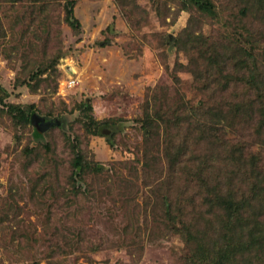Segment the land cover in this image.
<instances>
[{
    "label": "rangeland",
    "instance_id": "obj_1",
    "mask_svg": "<svg viewBox=\"0 0 264 264\" xmlns=\"http://www.w3.org/2000/svg\"><path fill=\"white\" fill-rule=\"evenodd\" d=\"M46 1L45 12L58 22L51 25L48 35L34 34L37 21L28 16V0L0 3L1 22L7 29L0 48L23 46L29 40L32 46L25 47L27 59L46 65L52 55L63 54L58 63L60 87L53 91L51 82L35 92L23 91L15 82L19 61L12 52L9 62L0 50V84L10 92L5 102H34L42 112L64 117L71 128L66 134L74 137L83 155L103 169L100 174L85 176L81 193L75 195L68 182L73 155L62 132L54 129L45 135L50 148L45 151L33 141L30 127L13 124L0 106L1 237L10 231L25 234L37 229L33 241L21 240L17 244L18 250L36 253L38 264H186L189 247L181 234L165 226L162 199L168 189L162 181L166 175L162 126L153 123L148 128L146 123L156 120L147 117L145 109L151 111L154 104H162L161 109L173 119V112L183 103L188 109L200 105L202 100L209 103L212 96L208 92L220 93L212 88L223 85H216L204 74L209 61L203 56L205 45L202 53L199 45L198 61L190 62L194 53L190 38L193 34V38L202 35L208 44L210 40L218 43L226 38V42L233 41L239 48L249 50V45H240L246 32L241 31V36L234 27L243 23L249 37L258 43L257 48H263L264 0L260 4L257 0H210L215 6L213 16L192 5L182 9L183 0H140L144 11H135L129 18L120 13L115 0H76L74 11L81 23L78 34L61 20L63 1ZM15 20L18 28L13 29ZM258 60L257 68L262 72L264 53ZM226 67L230 69L227 64ZM197 69L204 70L203 74L195 75ZM240 74V81L233 88L237 94L243 92ZM70 77L75 83L63 89L62 83ZM68 89L71 93L66 95ZM226 92L221 90L223 100H229L228 95L224 97ZM84 99L91 101L90 115L95 120H107L101 130L109 135V144L104 136H90L81 126L77 105ZM231 123L232 127L225 126L219 135L222 140L233 142L230 145L234 144V151L241 149L242 156H249L240 160L241 168L248 172H239L237 179L231 161L221 157L220 164L229 168L228 172H220L221 181L227 191L233 190L230 200L233 196L242 201L247 219L257 212L263 225L264 193H257L255 198L251 187L264 186V131L256 138L254 128L258 123L245 120L238 112L231 117ZM30 148L33 154L28 155ZM185 194L193 195L191 191ZM193 202L197 204L193 212L188 203H182V208L185 218L197 226L203 224L200 219L212 220L214 213L220 211L196 197ZM250 203L253 204L249 207ZM154 217L160 221L158 227ZM218 220L213 222L216 228ZM63 235L69 240L63 243L66 246L61 254L55 251V245H62ZM262 249L252 250L251 264H264ZM6 252L0 245V264H23L16 261V253Z\"/></svg>",
    "mask_w": 264,
    "mask_h": 264
},
{
    "label": "trees",
    "instance_id": "obj_2",
    "mask_svg": "<svg viewBox=\"0 0 264 264\" xmlns=\"http://www.w3.org/2000/svg\"><path fill=\"white\" fill-rule=\"evenodd\" d=\"M4 1L11 0H0V3ZM28 1L31 10L28 16L37 21L34 34L39 32V34L48 35L51 25L58 23L45 12V4L48 2H45V0L41 3L36 2V0ZM62 1L63 16L61 20L73 33L78 34L81 23L74 11L76 0ZM152 1L155 2L154 0ZM257 2L260 4L261 0H257ZM115 4L120 13L127 18L132 17L135 11H140L141 9L140 0H115ZM182 4V9H184L185 5H192L202 13L211 16L215 14V6L210 0H183ZM37 10H40L39 15L36 12ZM141 10L144 11L143 9ZM1 13L0 9V43L7 37V29L4 28L1 22ZM17 18L19 19V17ZM50 19H53V22ZM19 21L21 22L20 19ZM13 25V29L18 28L16 20ZM234 27L239 29L241 36H244L241 31L243 33L246 32L247 36H244V42L240 45H249V50L242 47V49L239 48L237 44L232 43L233 41L226 42V38H221L218 43L210 40V44H208L205 36L197 34L193 38L194 34L192 36L190 34V47L194 49V53L192 51L193 54L191 55L193 58L190 62L197 60L199 45L201 53L205 45L207 50L204 51L203 56L209 61H206L204 74L208 79L216 81V85H223L222 88H212L214 90L219 89L220 93L218 94L215 91L208 92L212 96L209 100L210 104L202 100L200 105L196 104L185 109V104L183 103L176 112H173V119L169 117L167 110L161 109L163 107L162 104H154L151 111L148 108L145 109L146 116L156 120V122L146 123V126L152 128L153 123H155L156 127L158 125L162 126L165 144L164 159L166 161V175L162 181H164L165 189H168L167 195L162 199L165 226L181 234L182 240L189 247L190 255L186 258V264H251L250 254L252 250L255 248L257 251H263L262 248L264 247L261 245L264 241V224H261L262 217L257 212H252L251 218L247 219L248 216L244 214V209L246 212V208L243 206L242 201H236L233 196L230 200V194L233 195V190L231 192L227 191L222 183L223 181H221L222 175L220 172H228L229 169H225L220 164L221 157L231 161L233 166L231 168L235 169L237 179L239 172H248V169L241 168L240 160H246L249 156H242L241 149L234 151V144L230 145L233 142L222 140L223 138L219 135L220 132H223L225 126L228 128L232 127L231 117L238 112L245 120L253 119L256 121L258 123L254 128L256 138L257 135L259 136L264 131V79L262 78L264 77V70L261 72L257 68L258 57L261 53H264V47L261 48L262 46H259L257 48L258 43L249 37L246 25L238 23L236 26L234 24ZM9 30L11 29L9 28ZM22 34L25 36L24 32ZM163 39L164 37L160 38V40ZM30 43L32 42L26 40L22 43L23 46L12 44L13 46L7 49L0 48L9 62L12 61L11 53L13 52L20 63L18 66L19 75L16 76L15 80L18 84L17 86L23 88V91L26 90L31 93L35 92L39 86H49L52 82L53 86H55L53 91H58L62 78V76L59 77L58 63L62 59L63 54L52 55L51 61L47 65L45 62H32V60H29L30 58L27 59L26 48H31L32 45ZM230 43L231 45H229ZM174 44L177 43L174 42ZM225 49L227 50L226 52H224ZM225 63L230 66V69L226 67ZM212 65L215 66L210 69L208 66ZM196 71L197 73L194 71L195 75L203 74L200 69ZM51 73H53V78L50 77L52 76ZM238 73H241L240 79H242V83L240 85H243V92L237 94L233 88L240 81L237 76ZM220 89L222 91L226 89L227 92L224 97L226 99L228 95L229 100L221 98ZM70 91L68 89L66 95H69ZM8 96H10V92L0 84V106L2 107V112L13 121V124L30 127L33 141L37 145L42 146L43 150L50 151L49 145L45 141V135L48 132L54 129L62 132V136L68 141L73 155L68 182L71 191L75 195L81 193L80 186L84 182L85 176L88 174H100L103 169L102 165L83 155L79 145L74 143V137L71 138V134H66L67 130L71 128L66 124L64 117L55 116L51 111L42 112L34 102L19 103L11 101L7 103L5 99ZM77 108L81 112V126H83L85 132L93 137L104 136L107 144H109L111 142L109 135L104 134L105 132L101 130V126H106L108 122L107 120H95L90 115L93 111L91 101L88 99L81 100ZM39 122H43L45 126L37 130L36 124ZM248 136L249 133L246 137ZM26 153L28 155L33 154L31 148ZM232 172L233 169L229 175ZM188 191H191L193 195H186L185 193H188ZM251 191V194L256 198L257 193H264V186H253ZM194 197L201 200L202 204L209 203L212 208L220 210L216 214L214 213V220L200 219L203 221L201 226L198 225L200 228L185 218L182 208V203H188V205L193 206L192 212L196 210L195 206L197 204L193 202ZM252 204L250 203L249 207ZM154 208L156 209L157 207ZM209 210L212 209L209 208ZM216 216H219L220 219H216ZM152 220L158 227L160 221L155 217ZM215 220H218L219 229L213 223ZM18 223L23 224L24 222L18 221ZM157 227L156 229L158 230L159 228ZM36 230H27L25 234H16L15 231H10L4 237L0 235V245L7 251V254H11L12 251L16 253L18 256L16 261L23 264H38L39 258L36 253H31V250H18L20 245L17 244L21 240L33 241L36 238L34 236L37 235L35 234ZM240 237L245 238L242 240ZM60 240L62 245L56 244L55 251L62 254L64 253L63 247L66 246L63 243H68L69 239L66 235H63ZM14 242L19 246L18 248ZM52 249L54 251V248Z\"/></svg>",
    "mask_w": 264,
    "mask_h": 264
},
{
    "label": "built area",
    "instance_id": "obj_3",
    "mask_svg": "<svg viewBox=\"0 0 264 264\" xmlns=\"http://www.w3.org/2000/svg\"><path fill=\"white\" fill-rule=\"evenodd\" d=\"M73 83H75V80L70 77L68 80H64V82L62 83V87H63V89L71 88L73 86ZM59 87H60V85H59Z\"/></svg>",
    "mask_w": 264,
    "mask_h": 264
},
{
    "label": "water",
    "instance_id": "obj_4",
    "mask_svg": "<svg viewBox=\"0 0 264 264\" xmlns=\"http://www.w3.org/2000/svg\"><path fill=\"white\" fill-rule=\"evenodd\" d=\"M44 126H45V125H44L43 122H39V123L36 124V129H37V130H40V129H42Z\"/></svg>",
    "mask_w": 264,
    "mask_h": 264
}]
</instances>
